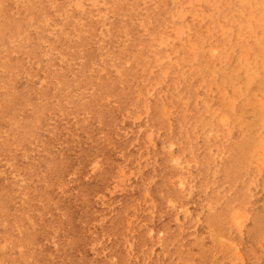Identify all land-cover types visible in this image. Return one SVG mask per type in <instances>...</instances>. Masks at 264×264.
<instances>
[{
	"label": "rangeland",
	"instance_id": "374dc122",
	"mask_svg": "<svg viewBox=\"0 0 264 264\" xmlns=\"http://www.w3.org/2000/svg\"><path fill=\"white\" fill-rule=\"evenodd\" d=\"M29 263L264 264V0H0V264Z\"/></svg>",
	"mask_w": 264,
	"mask_h": 264
},
{
	"label": "bare ground",
	"instance_id": "6f19581e",
	"mask_svg": "<svg viewBox=\"0 0 264 264\" xmlns=\"http://www.w3.org/2000/svg\"><path fill=\"white\" fill-rule=\"evenodd\" d=\"M220 2V1H219ZM216 3V2H215ZM191 5V4H190ZM196 5V4H195ZM183 7V6H182ZM216 7V6H215ZM216 9V8H215ZM181 14V13H180ZM181 17V16H180ZM181 84V83H180ZM189 107V106H188ZM223 118V117H222ZM200 119V118H199ZM221 119V118H220ZM220 122H221V120H220ZM222 124V123H221ZM198 126V125H197ZM208 126V125H207ZM212 127V126H211ZM218 127V126H217ZM206 128V127H205ZM204 128V129H205ZM170 129V128H169ZM200 130V129H199ZM203 130V129H202ZM209 131V130H208ZM211 131V130H210ZM220 131V130H219ZM226 131V130H225ZM209 133V132H208ZM214 133V132H213ZM102 134V133H101ZM263 136V135H262ZM178 139V138H177ZM207 139H209L208 137H207ZM209 146V145H208ZM165 147V146H164ZM169 147V146H168ZM188 151V150H187ZM172 158V157H171ZM170 161H172V160H170ZM119 172V171H118ZM171 179H172V177H171ZM191 180V179H190ZM180 184V183H179ZM184 185V184H183ZM247 185V184H246ZM183 187V186H182ZM244 188V187H243ZM185 189V188H184ZM209 189V188H208ZM188 190V189H187ZM191 190V189H190ZM218 190V189H217ZM181 192V191H180ZM183 192V191H182ZM192 192V191H191ZM188 194V193H187ZM187 194H185V195H187ZM184 195V196H185ZM189 197H191V196H189ZM188 197V198H189ZM196 197V196H195ZM207 197V196H206ZM168 200V199H167ZM138 201V200H137ZM167 202H171V201H167ZM173 202V201H172ZM171 202V203H172ZM193 202V201H192ZM196 202V201H195ZM173 204V203H172ZM190 204V203H189ZM188 204V205H189ZM174 205V204H173ZM209 205V204H208ZM260 206V205H259ZM263 206V205H262ZM173 207V206H172ZM185 207H187V206H185ZM150 208V207H149ZM148 208V209H149ZM155 208V207H154ZM191 208V207H190ZM193 208V207H192ZM257 208H258V206H257ZM145 210V209H144ZM136 211V210H135ZM254 211V210H253ZM129 212V211H128ZM253 213V212H252ZM127 214V213H126ZM192 215V214H191ZM250 215V214H249ZM181 216V215H180ZM195 216V215H194ZM63 217V216H62ZM105 217V216H104ZM185 217V216H184ZM183 217V218H184ZM196 217V216H195ZM162 218V217H161ZM31 219V218H30ZM178 219V218H177ZM163 220V219H162ZM249 220V219H248ZM132 221V220H131ZM181 221V220H180ZM133 222V221H132ZM249 222V221H248ZM81 223H83V222H81ZM142 223H144V222H142ZM133 224V223H132ZM36 224H34V226H35ZM80 225V224H79ZM93 225V224H92ZM37 226H39V225H37ZM71 226V225H70ZM247 226V225H246ZM185 228V227H184ZM188 228H191V227H188ZM194 228V227H193ZM239 228V227H238ZM72 229H74V228H72ZM90 229V228H89ZM133 229V228H132ZM195 229V228H194ZM242 229V228H241ZM46 231V230H45ZM33 232V231H32ZM152 232V231H151ZM244 232V231H243ZM30 233V232H29ZM94 233V232H93ZM150 233V232H149ZM159 233V232H158ZM161 233V232H160ZM166 233V232H165ZM63 234V233H62ZM29 235V234H28ZM89 235V234H88ZM242 235V234H241ZM56 235H54V237H55ZM82 236V235H81ZM102 236V235H101ZM133 236V235H132ZM208 236V235H207ZM248 236V235H247ZM246 236V237H247ZM63 237V236H62ZM75 237V236H74ZM86 237V236H85ZM109 237V236H108ZM159 237V236H158ZM222 237V236H221ZM224 237V236H223ZM30 238V237H29ZM76 238V237H75ZM74 238V239H75ZM242 238V237H241ZM10 239V238H9ZM59 239V238H58ZM111 239V238H110ZM128 239V238H127ZM135 239V238H134ZM245 239V238H244ZM41 240V239H40ZM43 240V239H42ZM41 240V241H42ZM47 240V239H46ZM109 240V239H108ZM112 240V239H111ZM162 240V239H161ZM219 240V239H218ZM250 241V240H249ZM48 242V241H47ZM54 242V241H53ZM92 242V241H91ZM130 242V241H129ZM128 242V243H129ZM229 242V241H228ZM6 243V242H5ZM10 243V242H9ZM30 243V242H29ZM56 243V242H55ZM54 243V244H55ZM131 243V242H130ZM129 243V244H130ZM133 243V242H132ZM222 243V242H221ZM221 243H220V245H221ZM242 243V242H241ZM11 244V243H10ZM10 244H8L9 246H10ZM33 244V243H32ZM232 244V243H231ZM245 244V243H244ZM6 245V244H5ZM20 245V244H19ZM18 245V246H19ZM56 245V244H55ZM130 245H132V244H130ZM149 245V244H148ZM13 246V245H12ZM14 246H15V244H14ZM108 246V245H107ZM252 246V245H251ZM7 247V246H6ZM20 247V246H19ZM22 247H24V246H22ZM130 247V246H129ZM21 248V247H20ZM39 248V247H38ZM131 248V247H130ZM9 249V248H8ZM12 249V248H11ZM27 250V249H26ZM43 250V249H42ZM131 250V249H130ZM9 251H10V249H9ZM14 251V250H13ZM161 251V250H160ZM234 251H235V249H234ZM35 252V251H34ZM236 252H237V249H236ZM241 252V251H240ZM8 253V252H7ZM27 253V252H26ZM37 253V252H36ZM9 254V253H8ZM15 254V253H14ZM33 254V253H32ZM38 254V253H37ZM121 254V253H120ZM129 254V253H128ZM153 254V253H152ZM240 254V253H239ZM258 254V253H257ZM147 255V254H146ZM7 257V256H6ZM20 257V256H19ZM34 257V256H33ZM8 258V257H7ZM27 258V257H26ZM115 258V257H114ZM241 258V257H240ZM25 259V258H24ZM54 259V258H53ZM7 260V259H6ZM111 260V259H110ZM146 260V259H145ZM234 260V259H233ZM27 261V260H26ZM245 261V260H244ZM20 263H22V262H20ZM30 264V263H29ZM33 264V263H32Z\"/></svg>",
	"mask_w": 264,
	"mask_h": 264
}]
</instances>
